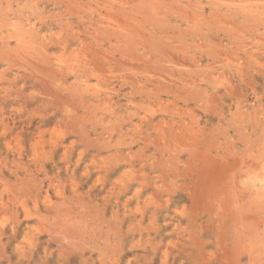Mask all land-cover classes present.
<instances>
[{"label":"rangeland","instance_id":"obj_1","mask_svg":"<svg viewBox=\"0 0 264 264\" xmlns=\"http://www.w3.org/2000/svg\"><path fill=\"white\" fill-rule=\"evenodd\" d=\"M0 264H264V0H0Z\"/></svg>","mask_w":264,"mask_h":264},{"label":"bare ground","instance_id":"obj_2","mask_svg":"<svg viewBox=\"0 0 264 264\" xmlns=\"http://www.w3.org/2000/svg\"><path fill=\"white\" fill-rule=\"evenodd\" d=\"M259 64H260V63H259ZM130 65H131V64H130ZM130 65H129V66H130ZM131 69H132V68H131Z\"/></svg>","mask_w":264,"mask_h":264}]
</instances>
